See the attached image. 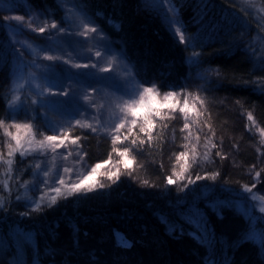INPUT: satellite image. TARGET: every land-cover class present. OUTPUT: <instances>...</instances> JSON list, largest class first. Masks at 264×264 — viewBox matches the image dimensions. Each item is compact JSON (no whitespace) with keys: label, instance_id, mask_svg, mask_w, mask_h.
Here are the masks:
<instances>
[{"label":"trees","instance_id":"trees-1","mask_svg":"<svg viewBox=\"0 0 264 264\" xmlns=\"http://www.w3.org/2000/svg\"><path fill=\"white\" fill-rule=\"evenodd\" d=\"M172 2L186 42L139 0H0V264H264L249 219L226 201L234 184L264 190V0ZM77 22L88 26L82 35ZM18 64L49 93L21 88L11 104ZM138 88L174 96L136 105L134 117L135 99L121 95ZM25 121L34 130L17 136L20 150L8 157L16 141L5 128L14 135ZM89 173L92 190L68 195L58 182ZM203 185L212 190L204 197ZM188 192L197 194L191 204Z\"/></svg>","mask_w":264,"mask_h":264},{"label":"rangeland","instance_id":"rangeland-1","mask_svg":"<svg viewBox=\"0 0 264 264\" xmlns=\"http://www.w3.org/2000/svg\"><path fill=\"white\" fill-rule=\"evenodd\" d=\"M141 3L142 8L147 12L151 17L155 18L159 24V26L168 32L170 35H174L175 37L180 36V28L177 23V19L175 17L176 8L173 5L172 0H165L163 4L160 3V0H139ZM88 27V26H87ZM86 25H82L80 23H76V28L78 30V34L82 35L86 29H88ZM75 30V27H71ZM179 29V31H177ZM260 39L262 41V47L261 51L264 55V28L262 29ZM111 54V53H110ZM30 57L37 59L38 55L35 52L34 48H32L30 52ZM78 63V62H77ZM79 64V63H78ZM36 67L32 68V71H35ZM81 70V69H80ZM31 72V71H30ZM75 75L73 74L72 77ZM71 78L70 73H66V79ZM21 85H25V87H21ZM82 84H76L75 87H81ZM21 88H27L31 91V93H39L40 91L43 94L49 93L47 88L44 86L43 82L36 80V73L33 72V74H26L23 73V71H20V64H18L14 71H13V77H12V83H11V89H10V99L13 101L16 97H19V100H16V103L18 104V101H20V91ZM126 90V89H125ZM151 90V89H150ZM113 94L112 98L115 99L116 94ZM142 97V98H141ZM121 98L124 99H131L136 102V105L139 106V108H143L144 106L149 107L150 105L156 104L158 100L163 101L164 103L168 100H171V97H168L166 95H159L155 91H149L147 93L144 92V89L138 88L135 92H124L121 95ZM30 101L33 100L32 97L29 98ZM88 103V102H87ZM87 103H83V107L85 109H89L90 107L87 105ZM131 103V102H130ZM132 104V103H131ZM136 114H139L138 110L135 108L133 109ZM84 113V112H83ZM143 113V112H141ZM140 113V114H141ZM20 123V128H16V131L14 133L15 136H19L20 134L26 135L27 130L31 129L34 130V126L29 123ZM94 124L98 125V122L94 121ZM23 125H29V127H23ZM48 133H56L55 127L47 128ZM56 135V134H53ZM59 135V134H57ZM52 136V135H50ZM48 142V141H47ZM224 154L225 159L227 160L229 166H237V161L234 156V151L232 148L224 147ZM203 181V179H202ZM252 184L249 186H238L237 184H234L229 188L230 190H233L234 194H232L229 198V200H226L228 204H231L238 208L239 210L243 211V213L246 215V217L249 219L250 222V232H249V238L255 241L258 246L260 247L261 251L264 253V246H262V240H264V212H261V207H264V190L260 188V186L257 187L255 182L252 181ZM255 185V187H253ZM211 187H208V185H203L201 192L203 193V197L208 192L212 191L210 190ZM248 189H251V191H248ZM195 195H190L189 192L187 193V200L188 203H193L196 201ZM239 197V198H236ZM241 197V198H240Z\"/></svg>","mask_w":264,"mask_h":264},{"label":"snow or ice","instance_id":"snow-or-ice-1","mask_svg":"<svg viewBox=\"0 0 264 264\" xmlns=\"http://www.w3.org/2000/svg\"><path fill=\"white\" fill-rule=\"evenodd\" d=\"M164 2H165V0H160V3H161V4H163ZM12 19H15V20H22V17L17 16V17H13ZM51 27H52L53 29H59V26H58L56 23H52V24H51ZM36 31H39L40 33H43V32L45 31V28H44V27H41V28H39V29H36ZM92 31H96V29H92ZM177 31H179V29H178ZM180 41H181V42H186V41H185V38H184V36H183L182 34L180 35ZM100 55H101L100 52H96V56H97V57H99ZM54 58H55V57L50 56V55L44 57V59H46V60H52V59H54ZM38 66H39V65H37V67H38ZM86 66H87V65H85V67H86ZM77 67H80V66L77 65ZM21 87H23V86L21 85ZM149 91H151V90L148 89V88H145V89H144V92H145V93H147V92H149ZM167 96H168V97H172V96H174V93L169 92V93L167 94ZM141 98H142V97H141ZM16 100H19V97H16V98H15L13 101H11L10 103L14 105V104L16 103ZM33 103H36V101H33ZM185 104H187V98H186V100H185ZM135 107H136V102L133 101L132 104L129 105V111L132 113V115H133L134 117L136 116V113H135V111L133 110ZM179 111L182 112V113H184V114H185V118L187 119L186 107H184V108H179ZM248 119H249L250 121L253 120V117H252L251 114L248 115ZM136 122H137L136 119H134V120L132 121V123H133L134 125L136 124ZM144 122H145V124H149V125H150V123H151L150 120H149L147 117L144 118ZM253 123H254V121H253ZM3 124H4V121H3V120H0V126H2ZM12 126H13V127H16V128H20V127H21V125H19V124H14V125H12ZM23 127H29V125H23ZM123 127H124L123 124H120V125L117 126L118 129L123 128ZM188 128H189V124L186 122V123L184 124V129H188ZM144 130H145L144 128H141V131H144ZM93 131H95V129H93ZM182 131H183V129H182ZM260 131H261V135H264V129H262V130H260ZM5 132L11 137L12 140L16 141V147H15V148H12V145H11V144H8V147H9L10 151L7 153V156H8V157H12L16 151H19V150H20V147H21V145H20V140H19V138H18L17 136L12 135V133H10V132H7V128H5ZM64 135L66 136L67 133H65ZM57 139H58V137H57V136H54V135H53V136H45L44 139H43L42 141H39L38 143L40 144L41 147H43L45 141H50V142H51V141H56ZM77 139H78V138H77ZM30 143H31V141H30ZM61 143H63V141H61ZM75 143H76V140H73V144H75ZM135 143H136L135 140H133V144H135ZM142 143H143V142H141V144H142ZM55 147H60V144H56ZM212 147H216V145L213 144ZM125 151H127V149H125ZM257 151H259V149H257ZM24 154H25L24 152H21V155H24ZM120 155H124V153L121 152ZM185 155H186V153H180V154L177 156V159H180L181 157H183V156H185ZM216 155H217V156H220L221 159L224 158L223 155H222L220 152H217ZM204 158L207 159V155H205ZM0 159H3V157L0 156ZM6 163L11 164V163H12V160L9 159V160L6 161ZM37 167H39V165H37ZM99 167H100V165L97 164L95 167L92 168L91 172L94 173V172L96 171V169L99 168ZM125 167L127 168L128 165H125ZM181 167H182V170H183V166H181ZM71 171H72V169H65V172H69V173H70ZM216 175H218V173H214V174H212L211 177H202V176H200V175H197V176H196V180L207 179V178L215 179ZM257 175H259V173H257ZM45 176H47V173H45ZM113 176H117V178H118V173H111V174H109L108 179L111 180V179L113 178ZM90 179H91V173H89V175H87V176H84L83 179H81L78 183H71V184H68V183L63 179V177H61L60 180H59L58 182H59L61 185H65V186L69 189V191H68V195H72V194H75V193H78V192H81V191L92 190L91 188H88V187L86 186V184H85V181L90 180ZM44 183H45V185H47V181H46V180L44 181ZM145 183H147V182L145 181ZM167 183H168V184H172V183H174V181H173L172 178L169 177V178L167 179ZM189 183H195V180H192V179L189 177ZM99 186H100V187H103L102 184L99 185ZM186 186H187V185H185V187H186ZM5 187H7V183H5ZM253 187H255V185H253ZM51 191H54V192H56V193H60V192H61V189L57 187V188L51 189ZM248 191H251V189H248ZM55 200H56V197H53V203H55ZM260 211H261V212H264V207H261ZM262 246H264V240H262Z\"/></svg>","mask_w":264,"mask_h":264},{"label":"bare ground","instance_id":"bare-ground-1","mask_svg":"<svg viewBox=\"0 0 264 264\" xmlns=\"http://www.w3.org/2000/svg\"><path fill=\"white\" fill-rule=\"evenodd\" d=\"M118 236V235H117Z\"/></svg>","mask_w":264,"mask_h":264}]
</instances>
